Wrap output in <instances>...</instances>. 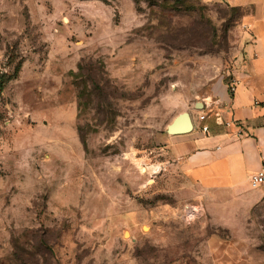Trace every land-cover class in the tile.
Wrapping results in <instances>:
<instances>
[{"label": "rangeland", "instance_id": "rangeland-1", "mask_svg": "<svg viewBox=\"0 0 264 264\" xmlns=\"http://www.w3.org/2000/svg\"><path fill=\"white\" fill-rule=\"evenodd\" d=\"M228 2L0 0V264L263 261L264 210L219 226L158 140L232 88Z\"/></svg>", "mask_w": 264, "mask_h": 264}, {"label": "crops", "instance_id": "crops-1", "mask_svg": "<svg viewBox=\"0 0 264 264\" xmlns=\"http://www.w3.org/2000/svg\"><path fill=\"white\" fill-rule=\"evenodd\" d=\"M228 3L244 12L243 56L235 83L231 89L222 83L217 97L203 101L202 110L190 112L192 132L171 134L165 129L158 140L170 165L215 205L218 225L246 231L250 226L245 221L264 210V184L254 187L250 180L252 173L264 168V0ZM219 113L232 121L230 128L219 124ZM203 125L211 132H203Z\"/></svg>", "mask_w": 264, "mask_h": 264}, {"label": "water", "instance_id": "water-1", "mask_svg": "<svg viewBox=\"0 0 264 264\" xmlns=\"http://www.w3.org/2000/svg\"><path fill=\"white\" fill-rule=\"evenodd\" d=\"M197 107L203 108L202 101L197 102ZM195 128L192 115L189 111H182L176 118L168 125L167 131L171 134H184L192 132Z\"/></svg>", "mask_w": 264, "mask_h": 264}, {"label": "built area", "instance_id": "built-area-1", "mask_svg": "<svg viewBox=\"0 0 264 264\" xmlns=\"http://www.w3.org/2000/svg\"><path fill=\"white\" fill-rule=\"evenodd\" d=\"M205 118H206V115L202 114L201 119L204 120ZM218 119H219V124L223 125L225 128H230V126L232 125V121L224 119V117L220 113L218 114ZM202 130L205 133H210L211 127L209 125H203ZM243 133L244 131L242 129L239 130V134H243ZM250 180H251V184L254 187L264 184V168H262L261 170L257 172L252 173L250 176Z\"/></svg>", "mask_w": 264, "mask_h": 264}, {"label": "trees", "instance_id": "trees-1", "mask_svg": "<svg viewBox=\"0 0 264 264\" xmlns=\"http://www.w3.org/2000/svg\"><path fill=\"white\" fill-rule=\"evenodd\" d=\"M3 89H4V82H2V80H0V93L3 91Z\"/></svg>", "mask_w": 264, "mask_h": 264}, {"label": "bare ground", "instance_id": "bare-ground-1", "mask_svg": "<svg viewBox=\"0 0 264 264\" xmlns=\"http://www.w3.org/2000/svg\"><path fill=\"white\" fill-rule=\"evenodd\" d=\"M129 234V232H127V235Z\"/></svg>", "mask_w": 264, "mask_h": 264}]
</instances>
